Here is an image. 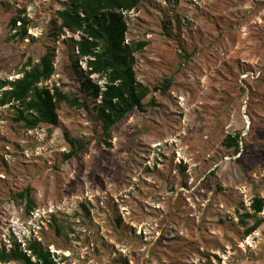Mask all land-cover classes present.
<instances>
[{"label":"rangeland","instance_id":"obj_1","mask_svg":"<svg viewBox=\"0 0 264 264\" xmlns=\"http://www.w3.org/2000/svg\"><path fill=\"white\" fill-rule=\"evenodd\" d=\"M66 2L0 0V81L54 52L41 87L78 91L81 34H51ZM15 18L29 24L22 39ZM125 20L126 43H147L134 70L151 94L110 139L91 101L60 104L58 127L32 131L0 106V251L36 242L58 264H264V224L246 237L241 222L264 200V0H152ZM238 134L235 153L223 143ZM69 141L85 148L67 161ZM27 188L31 210L14 200Z\"/></svg>","mask_w":264,"mask_h":264},{"label":"trees","instance_id":"obj_2","mask_svg":"<svg viewBox=\"0 0 264 264\" xmlns=\"http://www.w3.org/2000/svg\"><path fill=\"white\" fill-rule=\"evenodd\" d=\"M152 0H67L65 7L58 11V19L52 22L53 37L70 31L80 33L81 38L75 41L78 59L71 55L75 82L79 85L74 93H63L59 88L53 91L41 87L55 74V54L48 52L34 66L28 62L29 70L14 81H0V106H10L14 111V123L32 131L43 125L59 126L60 104L71 108L89 110L91 102L97 118L102 125L106 139L111 138V131L135 110H143L144 101L151 90L136 79L134 55L141 52L146 42L126 43L128 25L125 15L138 10L142 4ZM58 21L60 23L58 24ZM21 22L23 25L18 27ZM13 28L20 30V38L27 35L28 22L15 18L11 21ZM167 30V27H165ZM184 57H188L184 51ZM86 60L87 69L83 70L80 61ZM99 76L104 85L95 82L93 77ZM172 86V79L167 78L155 88L166 94ZM151 104H154L153 102ZM240 135L228 136L223 145L240 151ZM71 152L65 155L67 161L76 158L85 148L80 142L69 141ZM32 191L27 188L14 196V200L27 203V209L33 208ZM253 214L242 217L245 236L256 232L263 224L264 200L255 198L252 205ZM252 221V225H249ZM120 223V220L118 221ZM60 231V229L58 230ZM16 262L19 264H58L48 249L40 243H32L27 251L20 245L0 251V264Z\"/></svg>","mask_w":264,"mask_h":264}]
</instances>
